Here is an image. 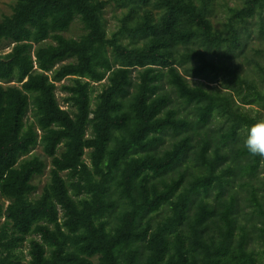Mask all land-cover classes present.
<instances>
[{
    "label": "trees",
    "instance_id": "trees-1",
    "mask_svg": "<svg viewBox=\"0 0 264 264\" xmlns=\"http://www.w3.org/2000/svg\"><path fill=\"white\" fill-rule=\"evenodd\" d=\"M10 1L0 264H264V0Z\"/></svg>",
    "mask_w": 264,
    "mask_h": 264
},
{
    "label": "rangeland",
    "instance_id": "rangeland-1",
    "mask_svg": "<svg viewBox=\"0 0 264 264\" xmlns=\"http://www.w3.org/2000/svg\"><path fill=\"white\" fill-rule=\"evenodd\" d=\"M238 0H214V5H213V10H212V16H211V22L214 25V27L219 28L221 26V22L224 19L225 14L227 13V9L229 7H232L234 4H236ZM12 2L10 0H0V14H8L10 12V7H11ZM104 18L106 20V25L108 29L112 28L115 24V14L112 12L110 8H107L104 12ZM83 33V29L81 27V24L77 19H74L73 22L69 25L68 29L62 33L63 36L65 37H72V38H77L80 34ZM10 45L6 42H1L0 43V53H6L10 49ZM264 69V66H263ZM14 79H9L6 81H1L0 85H8V84H13ZM67 83V80H62L59 83L56 84V89H55V97L58 102V105L61 108H66V105L63 102V97L64 93L59 89V85ZM96 87H100L99 85H96ZM98 90V89H97ZM34 154L39 155L43 160L48 164V158H45L42 156L41 150L39 146H36L33 151ZM87 162V161H86ZM259 177L264 181V169L260 171ZM47 180V169L45 173L39 177H35L33 179V183L37 186V191L38 193L42 187V185L46 182ZM0 198V202H1Z\"/></svg>",
    "mask_w": 264,
    "mask_h": 264
}]
</instances>
